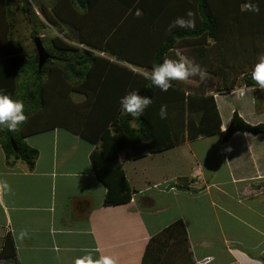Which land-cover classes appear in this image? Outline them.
I'll use <instances>...</instances> for the list:
<instances>
[{
	"label": "trees",
	"instance_id": "trees-1",
	"mask_svg": "<svg viewBox=\"0 0 264 264\" xmlns=\"http://www.w3.org/2000/svg\"><path fill=\"white\" fill-rule=\"evenodd\" d=\"M34 1L52 26L68 25L71 34H65L68 40L58 35L50 39L51 51L44 48L51 58L38 71V58L12 39L15 0H0V94L22 101L28 117L16 132L0 129L6 163L21 160L33 169L38 152L24 139L66 129L96 146L90 160L106 190L103 206L126 204L134 193L117 163L120 153L139 160L220 133L214 95H226L239 85L251 87V71L264 54V0H50L48 8ZM248 4L258 5L259 13L247 11ZM22 9L35 24L32 39L39 28L49 29L44 21L37 25L33 20L37 15L30 3ZM188 10L195 13V30L167 33L176 18H187ZM177 52L215 79L211 92L199 77L173 81L167 92L150 85L145 73L165 58L180 59ZM130 92L152 98L140 117L121 110L119 101ZM162 105L167 106L166 119L159 116ZM237 132L264 134V124H249L234 111L223 134L222 154ZM187 247L185 227L176 220L149 239L142 264H190ZM0 260L19 264L10 234L3 238Z\"/></svg>",
	"mask_w": 264,
	"mask_h": 264
},
{
	"label": "crops",
	"instance_id": "crops-1",
	"mask_svg": "<svg viewBox=\"0 0 264 264\" xmlns=\"http://www.w3.org/2000/svg\"><path fill=\"white\" fill-rule=\"evenodd\" d=\"M230 93L236 94L238 104L224 116L218 99ZM214 98L220 133L139 160L120 153L117 163L134 192L122 205L103 206L106 190L96 180L90 160L96 146L66 129L24 139L38 152L33 169L21 160L8 165L0 145V184L8 186L0 194L2 243L6 234L12 236L19 264H75L89 254L93 259L109 256L116 264H142L149 239L181 220L190 264H264V134L237 132L221 153L234 111L246 122L264 124V91L239 85ZM257 100L261 110L256 108ZM201 140L209 144L191 147ZM184 147L179 153L182 160L191 154L189 148L197 160L215 150L219 167L207 169L206 163L196 162V176L187 187L179 184L183 176H166L161 183L153 179L157 169L147 165L151 162L131 171L127 168ZM159 185H165L160 194L150 191ZM163 198L168 204L160 203ZM171 207L175 212L167 218ZM21 232L26 235L21 237Z\"/></svg>",
	"mask_w": 264,
	"mask_h": 264
},
{
	"label": "clouds",
	"instance_id": "clouds-1",
	"mask_svg": "<svg viewBox=\"0 0 264 264\" xmlns=\"http://www.w3.org/2000/svg\"><path fill=\"white\" fill-rule=\"evenodd\" d=\"M247 11L259 13L258 5L248 4ZM186 17L176 18L167 28V33L174 29L195 30L196 20L195 13L188 10ZM207 73L198 64L186 58L171 59L165 58L162 63L156 64L151 71L145 73V79L150 82L152 87L159 88L162 92H167L173 85L172 82H187L190 78L199 77L200 80L206 81ZM252 91L256 88L264 91V54L258 58V62L251 71ZM122 112L127 113L133 118L143 115L146 108L152 104V98L141 96L138 92H130L123 96L120 101ZM159 116L161 119L167 118V106L162 105ZM28 117L25 115L24 104L22 101L13 100L7 94H0V129H7L9 132H16L20 126L27 122ZM8 190L6 183L0 184V194ZM21 237L25 232H21ZM75 264H116V261L109 256H100L99 259H93L89 254L82 258H77Z\"/></svg>",
	"mask_w": 264,
	"mask_h": 264
},
{
	"label": "rangeland",
	"instance_id": "rangeland-1",
	"mask_svg": "<svg viewBox=\"0 0 264 264\" xmlns=\"http://www.w3.org/2000/svg\"><path fill=\"white\" fill-rule=\"evenodd\" d=\"M45 6L48 5L50 0H40ZM26 3H30L31 5V10L37 15V18H34L33 20L36 21V24L38 25L39 22L38 20H42L44 21L47 25L49 29H42L39 28V32L36 35V37H40L42 39V44L46 49L50 50V39L55 36H61L63 37L65 40H68V38L65 37V34H71L70 31V27L68 25H60L59 28L63 31L61 32L59 30V28L52 26L46 19L44 13L42 12V10L40 9L39 5L33 0H26ZM24 1L22 0H15V6H17V8L15 9V16H16V22L14 23V27H13V41L16 42L21 48L22 51L26 54L29 55H34L37 58V51L33 42L32 37L30 36L31 34V30H32V25L34 26V23H31V16L26 17L22 6H24L26 4ZM48 8V6H47ZM35 28H37V26H35ZM51 51V50H50ZM104 55V54H103ZM182 58H184V56H181ZM112 59H114L112 57ZM140 72H145V70L143 69H137ZM207 79L206 81H201V84H203L208 92H211L215 83V79L210 76L209 73H207ZM22 78V76H21ZM27 79H30V74H27ZM30 81L26 80L25 85L26 87H29ZM76 99H78L79 97H75ZM218 103L221 107V109H223V115L226 116L230 109L234 106H236L238 104V99L236 94L234 93H230L227 96H220L218 99ZM249 123V122H247ZM251 124V123H249ZM253 125V124H252ZM213 142L217 141L215 140L214 137H212ZM198 144L200 145H208L209 143L207 141H200V143H195V145H191V147L197 146ZM189 148V147H186ZM184 148H177L174 149L173 151H171L170 153H165V154H159L156 155L155 157H149L146 158L144 160L138 161L136 163H130V165L127 166V168L129 169V171H131V168H136L138 167L137 165H141V166H145L146 162L150 163L147 165H151V167L156 170L157 169V174H155L152 178L155 179L156 181H158L159 183H161L166 176L170 177V176H176V177H185L184 180H181L182 182H180V185H186V187L188 186V184L190 183V180L193 179L196 176V172L194 171L195 169V165L196 162H201V163H206L207 164V169L209 168V166H217V168L220 165L219 162V157L216 156L217 152L214 150L208 154H206L204 157H202L200 160H197L194 155V158L192 156V149L189 148V152L191 154H189V157L184 158L183 160L180 159V151ZM204 152V151H202ZM214 160V162L216 163L215 165H213L212 161ZM166 169H162L165 168ZM219 179H223V182L225 181L224 178H222L221 176L219 177ZM157 183V182H156ZM152 186V185H151ZM165 185H159V187L155 188V189H150V191L153 193H159L164 189ZM141 187V186H139ZM162 196H165L164 194H162ZM167 197V196H165ZM162 202H168L167 199L163 198L161 200L160 203ZM232 202V201H231ZM168 204V203H167ZM175 210L173 207H171L169 209V211L167 212V214L165 216H167V218H169L170 216H172L174 214ZM2 239L0 238V247H2ZM0 264H8L7 262H5L4 260H0Z\"/></svg>",
	"mask_w": 264,
	"mask_h": 264
},
{
	"label": "water",
	"instance_id": "water-1",
	"mask_svg": "<svg viewBox=\"0 0 264 264\" xmlns=\"http://www.w3.org/2000/svg\"><path fill=\"white\" fill-rule=\"evenodd\" d=\"M36 51H37V58H38V71L41 70L42 66L45 64V62L51 58V55L46 51L44 48L42 41L40 37H35L33 39ZM12 147L15 152H17L16 145L11 140Z\"/></svg>",
	"mask_w": 264,
	"mask_h": 264
}]
</instances>
